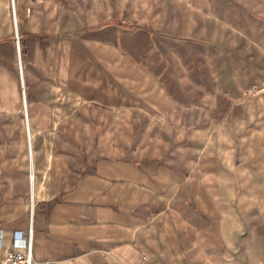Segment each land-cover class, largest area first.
Segmentation results:
<instances>
[{
	"label": "crops",
	"instance_id": "1",
	"mask_svg": "<svg viewBox=\"0 0 264 264\" xmlns=\"http://www.w3.org/2000/svg\"><path fill=\"white\" fill-rule=\"evenodd\" d=\"M14 10L25 106L0 0V257L31 222L34 264H264V0Z\"/></svg>",
	"mask_w": 264,
	"mask_h": 264
},
{
	"label": "built area",
	"instance_id": "2",
	"mask_svg": "<svg viewBox=\"0 0 264 264\" xmlns=\"http://www.w3.org/2000/svg\"><path fill=\"white\" fill-rule=\"evenodd\" d=\"M10 3H11V10H12V19H13V25H14V38L16 41L17 55H18V58H20V50H19V44H18L19 38H18V32H17V27H16L14 0H10ZM19 68L21 72L20 61H19ZM21 90H22V95H23V101L25 103L24 87H23L22 78H21ZM29 180H30V218H32L33 211H34V195H33L34 194L33 193L34 173L32 170V166L29 171ZM32 236H33V229H32L31 222L28 226V229L25 235H22V233L19 231H14L12 248L5 251L3 256L0 257V264H34Z\"/></svg>",
	"mask_w": 264,
	"mask_h": 264
},
{
	"label": "rangeland",
	"instance_id": "3",
	"mask_svg": "<svg viewBox=\"0 0 264 264\" xmlns=\"http://www.w3.org/2000/svg\"><path fill=\"white\" fill-rule=\"evenodd\" d=\"M10 6H11V3H10ZM12 11V10H11ZM20 58H18V63H19V60ZM21 63V62H20ZM19 65V64H18ZM18 68H19V66H18ZM22 70V69H21ZM19 73H20V85H21V72H20V68H19ZM252 92H254V91H256V89H250ZM248 93V92H247ZM251 94V93H250ZM23 104H24V106H25V103H24V101H23ZM27 122V121H26ZM28 137H30V136H28ZM28 181H29V191H28V199H27V212H28V214H29V216H30V180H29V171H30V169H31V165H32V159H31V154L29 153V160H28ZM32 170H33V167H32ZM33 173H34V171H33ZM33 195H34V209H35V207H36V204H37V199H36V194H35V190H34V187H33ZM33 213H34V211H33Z\"/></svg>",
	"mask_w": 264,
	"mask_h": 264
}]
</instances>
